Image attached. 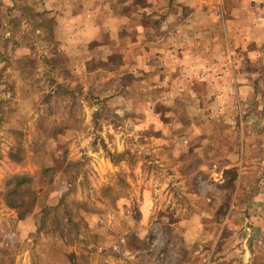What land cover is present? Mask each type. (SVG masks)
<instances>
[{"label":"rangeland","instance_id":"1","mask_svg":"<svg viewBox=\"0 0 264 264\" xmlns=\"http://www.w3.org/2000/svg\"><path fill=\"white\" fill-rule=\"evenodd\" d=\"M1 10L0 264H264V137L241 162L234 104L65 54Z\"/></svg>","mask_w":264,"mask_h":264},{"label":"crops","instance_id":"2","mask_svg":"<svg viewBox=\"0 0 264 264\" xmlns=\"http://www.w3.org/2000/svg\"><path fill=\"white\" fill-rule=\"evenodd\" d=\"M0 2L1 13L7 17L2 23L13 22L12 11L25 12L24 21L36 30L49 24L65 54L78 48L83 59L95 57L107 62L103 63L107 69L145 73L149 80L158 71L156 75L167 85L176 88L184 83L182 90L196 95V102L211 96L217 105L221 99L227 107L234 104L238 111L233 117L239 119L242 136L240 161L252 162L243 156L252 145L249 137H264V0H195L189 7L175 4L174 12H170V0ZM184 7L193 9L190 15L178 11ZM188 20H194L196 32L184 30ZM118 55L126 61L119 59L110 66V57ZM192 74L197 76L193 80L196 93L193 81L185 86ZM251 147L264 151L260 140ZM258 195L262 204L255 226L260 231L264 229V188ZM202 228L196 226V232Z\"/></svg>","mask_w":264,"mask_h":264},{"label":"trees","instance_id":"3","mask_svg":"<svg viewBox=\"0 0 264 264\" xmlns=\"http://www.w3.org/2000/svg\"><path fill=\"white\" fill-rule=\"evenodd\" d=\"M12 179H19V181H23V179H25L24 177H22L21 175H15V176H13L12 177ZM14 189V191H15V188H13ZM30 189H28V191H29ZM16 193V192H15Z\"/></svg>","mask_w":264,"mask_h":264}]
</instances>
